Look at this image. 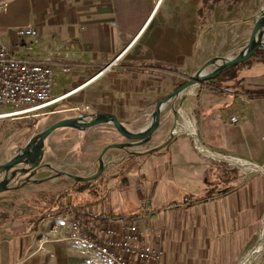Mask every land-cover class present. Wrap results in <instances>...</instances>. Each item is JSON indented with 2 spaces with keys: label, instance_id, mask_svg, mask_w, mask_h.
<instances>
[{
  "label": "crops",
  "instance_id": "crops-1",
  "mask_svg": "<svg viewBox=\"0 0 264 264\" xmlns=\"http://www.w3.org/2000/svg\"><path fill=\"white\" fill-rule=\"evenodd\" d=\"M0 4L1 40L14 56L54 68L53 95H65L55 103L59 110L113 113L139 131L147 127L154 104L204 62L239 52L264 0ZM26 27L39 34L31 51L17 36ZM237 69L244 78L237 87L235 80H222L218 86L205 82L189 88L166 106L154 139L103 155L100 177L70 196L85 204L86 225L135 223L146 243L160 249L162 264H256L264 259V96L247 92L264 90V58ZM62 129L72 128L55 130L44 156L62 154L60 138L68 132L54 138ZM172 129L177 132L164 146ZM74 130L83 133L84 142L90 140L94 162L108 144L126 141L109 125ZM43 164L37 171L48 167ZM68 218L52 217L36 230L0 236V264H91L83 248L63 239ZM94 264L113 263L97 256Z\"/></svg>",
  "mask_w": 264,
  "mask_h": 264
},
{
  "label": "rangeland",
  "instance_id": "rangeland-1",
  "mask_svg": "<svg viewBox=\"0 0 264 264\" xmlns=\"http://www.w3.org/2000/svg\"><path fill=\"white\" fill-rule=\"evenodd\" d=\"M254 58L260 60L264 57L259 54L257 56L253 55L243 65L254 61ZM210 68L208 67L207 70ZM238 70L236 69L235 78L233 79L236 82V84L234 83L236 87L244 79L240 77L241 75ZM222 80L226 81L228 79H217L213 83L209 81L206 84L209 86H218L219 81ZM79 114L80 112L75 114L61 111L57 104H53L43 114L38 116L0 117V164L6 162L34 134L42 131L59 119L67 116H77ZM66 130L68 131H64V129L57 131L54 135V138H59V135L61 137L63 136L61 135L62 132H68L65 138H60L62 142H65L63 143L64 151H62V154H47V156H44L45 158L42 162L48 164V167L36 171L33 175L28 173L15 175L8 184L9 189L0 193V236L13 235L16 231L29 230L34 225V221L39 217L57 212L64 208V206L83 204L76 203L74 198L70 201L72 194L77 195L80 193H73V179L65 175H60L59 171L85 177L94 174L99 165L98 161L94 162L90 159V152L88 151L91 148L90 140L84 142L83 133L77 132L74 129ZM119 138V140H124L121 136ZM47 144L48 150L50 147L49 142ZM48 152L51 151L48 150ZM43 178H45L44 181L39 180ZM94 181H90V184Z\"/></svg>",
  "mask_w": 264,
  "mask_h": 264
},
{
  "label": "built area",
  "instance_id": "built-area-1",
  "mask_svg": "<svg viewBox=\"0 0 264 264\" xmlns=\"http://www.w3.org/2000/svg\"><path fill=\"white\" fill-rule=\"evenodd\" d=\"M17 36L23 39L22 47L26 51H31L39 42V34L32 27L17 30ZM62 71L67 72V68ZM55 75L50 65L14 56L9 44L0 38V114L15 117L43 114L65 96L53 95ZM231 121L236 122V117ZM66 225L63 239L83 248L91 264L97 256L113 264H162L160 249L146 243L143 230L133 222L124 221L119 227L84 228L69 217ZM52 230L56 232L57 226ZM256 264H264V259Z\"/></svg>",
  "mask_w": 264,
  "mask_h": 264
},
{
  "label": "water",
  "instance_id": "water-1",
  "mask_svg": "<svg viewBox=\"0 0 264 264\" xmlns=\"http://www.w3.org/2000/svg\"><path fill=\"white\" fill-rule=\"evenodd\" d=\"M258 50H264V7L255 17L249 37L239 52L232 57H213L204 62L184 83L154 104V108L150 113V121L144 130L132 131L113 113L79 114L77 116H69L59 119L42 131L34 134L29 141L24 146L19 147L6 162L0 164V193L9 189L8 184L15 175L20 173L33 175L39 168L44 166L42 161L45 155L46 140L55 130L61 128H72L86 131L109 125L113 126L118 134L126 140L121 143L108 144L102 149L98 158V170L93 175L78 177L65 171H59L60 175L68 176L75 181H93L97 179L104 169L102 163L103 155L109 149L114 147H127L136 144L142 145L151 141L159 134L162 125L165 122L164 110L168 104L174 102L189 88L211 81L228 69L242 64L252 57ZM208 67H212V70H207ZM176 132L175 129L171 130L169 138L164 146L172 140Z\"/></svg>",
  "mask_w": 264,
  "mask_h": 264
},
{
  "label": "trees",
  "instance_id": "trees-1",
  "mask_svg": "<svg viewBox=\"0 0 264 264\" xmlns=\"http://www.w3.org/2000/svg\"><path fill=\"white\" fill-rule=\"evenodd\" d=\"M264 51L258 50L255 55L262 54ZM247 62V61H246ZM245 62V63H246ZM244 62L240 65H237L233 68L228 69L227 71L221 73L219 76H217L212 83L217 79L227 78L228 80H233L235 78V71L240 66H243ZM249 96L251 97H258V96H264V90H247ZM169 143V142H168ZM167 143V144H168ZM74 184L72 185V191L73 193H82L88 189L90 186V181H75L73 180ZM66 196V195H65ZM68 214L70 219L81 225L84 228H89V225H86V221H90L89 214H86L85 211V204H74L73 206H64L61 210L57 212H52L46 215H43L39 217L37 220L34 221V225L32 226L33 230H36L38 228V225L41 221L50 218V217H58Z\"/></svg>",
  "mask_w": 264,
  "mask_h": 264
},
{
  "label": "bare ground",
  "instance_id": "bare-ground-1",
  "mask_svg": "<svg viewBox=\"0 0 264 264\" xmlns=\"http://www.w3.org/2000/svg\"><path fill=\"white\" fill-rule=\"evenodd\" d=\"M6 116H7V114H4V113L0 114V117H2V118L6 117Z\"/></svg>",
  "mask_w": 264,
  "mask_h": 264
},
{
  "label": "flooded vegetation",
  "instance_id": "flooded-vegetation-1",
  "mask_svg": "<svg viewBox=\"0 0 264 264\" xmlns=\"http://www.w3.org/2000/svg\"><path fill=\"white\" fill-rule=\"evenodd\" d=\"M40 169V168H39Z\"/></svg>",
  "mask_w": 264,
  "mask_h": 264
}]
</instances>
